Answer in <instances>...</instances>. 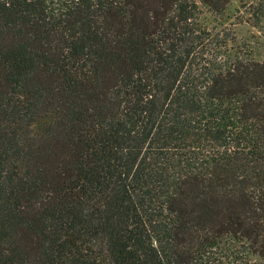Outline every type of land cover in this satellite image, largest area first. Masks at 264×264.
I'll return each mask as SVG.
<instances>
[{
	"label": "trees",
	"instance_id": "obj_1",
	"mask_svg": "<svg viewBox=\"0 0 264 264\" xmlns=\"http://www.w3.org/2000/svg\"><path fill=\"white\" fill-rule=\"evenodd\" d=\"M0 264H264V0H0Z\"/></svg>",
	"mask_w": 264,
	"mask_h": 264
},
{
	"label": "rangeland",
	"instance_id": "obj_2",
	"mask_svg": "<svg viewBox=\"0 0 264 264\" xmlns=\"http://www.w3.org/2000/svg\"><path fill=\"white\" fill-rule=\"evenodd\" d=\"M236 7H237V2L234 1V2L229 3L227 6L226 14L221 18H217V17L211 16L205 13L201 17L202 22L210 30L218 29L220 28L222 24L227 22L229 16L232 14V12L234 11Z\"/></svg>",
	"mask_w": 264,
	"mask_h": 264
}]
</instances>
